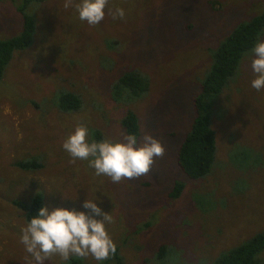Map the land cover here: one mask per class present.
Here are the masks:
<instances>
[{
  "label": "rangeland",
  "instance_id": "1",
  "mask_svg": "<svg viewBox=\"0 0 264 264\" xmlns=\"http://www.w3.org/2000/svg\"><path fill=\"white\" fill-rule=\"evenodd\" d=\"M77 3L33 1L23 12L24 0H0V39L19 35L25 15L35 27L0 80V264L30 259L20 241L24 212L13 201L28 202L35 192L45 204L82 209L89 199L109 212L117 250L99 264H214L264 231V90L251 87V52L211 106L217 156L210 173L191 180L175 159L214 51L264 10V0H109L108 9L123 7L126 15L114 20L106 9L98 25L79 19ZM131 69L148 76L144 95L134 97L118 82ZM61 90L78 94L81 107L59 110ZM128 109L139 118V141L149 133L164 147L146 175L113 183L63 150L79 124L91 139L99 131L98 140H123L119 120ZM34 159L41 169L16 166ZM176 180L185 187L173 200ZM157 244L166 246L163 262L155 258ZM72 259L98 264L91 256ZM257 259L264 264V249ZM44 264L71 259L57 255Z\"/></svg>",
  "mask_w": 264,
  "mask_h": 264
},
{
  "label": "clouds",
  "instance_id": "2",
  "mask_svg": "<svg viewBox=\"0 0 264 264\" xmlns=\"http://www.w3.org/2000/svg\"><path fill=\"white\" fill-rule=\"evenodd\" d=\"M108 4L109 0H79L75 9L79 19L89 25L100 24L106 9L114 20L125 17L123 7L113 11ZM251 69V87L258 92L264 90V37L258 36L251 48ZM62 148L73 161H87L96 176L109 177L113 183L146 175L155 158L164 154L162 143L149 133L144 135L143 143L135 133L123 140H95L84 124L69 132ZM112 222L113 217L96 200L85 199L82 209L43 204L20 229V241L30 256L26 264H44L57 255L65 262L91 256L99 264L117 250L107 230Z\"/></svg>",
  "mask_w": 264,
  "mask_h": 264
},
{
  "label": "trees",
  "instance_id": "3",
  "mask_svg": "<svg viewBox=\"0 0 264 264\" xmlns=\"http://www.w3.org/2000/svg\"><path fill=\"white\" fill-rule=\"evenodd\" d=\"M33 1L44 0H24L22 11L24 12L28 3ZM34 31V22L25 15L24 27L19 35L0 39V80L4 76L14 52L25 49L30 44ZM263 31L264 10L248 22L237 25L213 53L212 64L200 82L199 93L192 98L194 116L190 122V128L188 127L189 129L185 131L175 155L179 169L191 180L206 177L215 163L217 156L216 132L211 127L213 112L211 106L215 102V96L219 95L229 81L235 77L242 57L247 52H251L257 37L261 36ZM148 81V76L138 69L125 71L118 78V82L123 85L122 89H126L134 97L138 96L140 92L145 94L148 90ZM136 87L139 88L137 91H135ZM57 99V107L64 112L77 110L82 105L79 95L70 91H59ZM119 123L124 128L126 135L129 133L139 135V118L134 110H126ZM96 134L92 139H99V131ZM102 137L104 138V136ZM231 156L234 157L233 154ZM16 166L31 171L41 169L42 163L41 160L34 159L19 161ZM184 187V181H174L168 196L173 200L177 199L182 194ZM13 204L24 212V219L27 222L31 215L35 214L39 207L45 203L43 193L35 192L28 202L14 199ZM164 249L166 246L160 247L157 244L155 258L160 262L165 259ZM263 249L264 231L231 248L219 256L214 264H259L257 254ZM110 260L112 259L108 261ZM71 264H79V260L71 259Z\"/></svg>",
  "mask_w": 264,
  "mask_h": 264
}]
</instances>
